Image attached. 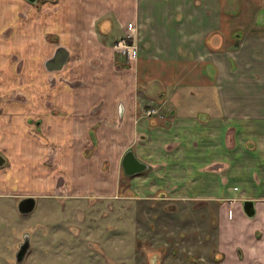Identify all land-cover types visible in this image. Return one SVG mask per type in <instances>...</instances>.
<instances>
[{
	"label": "crops",
	"instance_id": "1",
	"mask_svg": "<svg viewBox=\"0 0 264 264\" xmlns=\"http://www.w3.org/2000/svg\"><path fill=\"white\" fill-rule=\"evenodd\" d=\"M153 5L0 0V198L17 212L23 197L36 203L52 198L56 173L66 178L70 196L89 190L114 195L117 180L111 183L94 169L100 157H69L67 146L118 149L120 159L132 149L147 165L126 176L136 195L226 198L216 221L220 264H264V0ZM138 24L143 35L136 60L104 50L100 37L115 40ZM59 46L68 59L60 70L48 71L44 63ZM65 65H103L105 75H123L118 90H134L100 97L70 90L65 80L49 85L48 77ZM153 107L158 112L147 116ZM38 118L46 142L30 122ZM84 131L94 132L96 141H86ZM53 147L50 167L44 157ZM245 201L252 202V216Z\"/></svg>",
	"mask_w": 264,
	"mask_h": 264
},
{
	"label": "rangeland",
	"instance_id": "2",
	"mask_svg": "<svg viewBox=\"0 0 264 264\" xmlns=\"http://www.w3.org/2000/svg\"><path fill=\"white\" fill-rule=\"evenodd\" d=\"M149 1L154 5L156 3V0ZM136 28L139 39L143 35L142 28L139 24ZM106 36L108 35L100 37V40L106 47L104 50L109 52L119 36H116L115 40V37L110 39ZM91 61L96 62V57L91 58ZM105 71L103 65H65L61 71L53 72L48 81L49 85L55 86L61 80L63 82L65 80L70 90L76 92L82 90L83 94L91 92L100 97L113 95L116 91L122 93L134 90V85L126 89L119 86L118 90L116 85L121 82L123 75L112 73L105 75ZM98 76L101 82L96 85ZM108 78L112 79L111 82L103 81ZM137 89H141V86ZM152 110V114H156L159 108L156 110L153 107L150 111ZM31 121L37 126L36 131L40 133L38 135L41 136V140L48 141L39 127L41 119H30ZM88 136H91V139H88ZM84 137L86 141H96L94 132L89 135L84 131ZM55 148L57 149V146ZM55 148H51L48 151L49 155L44 157L45 165L52 167ZM66 152L69 157L72 155L75 157L78 153L84 161L95 155L96 158L99 156V163L94 165V169L111 183L116 179L117 192L110 195L89 190L83 195L73 197L68 195L64 188L66 178L56 173L54 174L56 194L54 193L52 198L42 199V202L41 199H37L35 209L28 216L10 210L9 206L3 204L5 199L0 198V264L222 262L224 254L219 250L216 221L218 205L226 198H141L128 187V179L121 166L120 150L108 147L100 150L96 145L89 143L84 144L79 150L69 144ZM57 163L59 167L60 161ZM257 169L256 167L255 170ZM70 177L68 176L69 179ZM247 184L249 188L254 185L251 182ZM131 191L135 195H128ZM28 238L32 242V248L22 261L17 262L16 253L19 246L28 243Z\"/></svg>",
	"mask_w": 264,
	"mask_h": 264
},
{
	"label": "water",
	"instance_id": "3",
	"mask_svg": "<svg viewBox=\"0 0 264 264\" xmlns=\"http://www.w3.org/2000/svg\"><path fill=\"white\" fill-rule=\"evenodd\" d=\"M30 1H34V0H30ZM67 59H68V50L63 46H59L55 49L52 57H50L45 61L44 65L48 71L60 70L63 67V65L66 63ZM121 166L124 174L131 176L141 173L143 170L146 169L147 165L141 162L140 160H138L134 152L131 149H129L124 153L121 159ZM35 204H36V200L34 197H23L19 200L17 204V209L21 214H28L34 210ZM244 209L247 215L249 216L253 215L254 212L252 210L251 201L244 202ZM28 244L29 243H25L19 246V250L16 253L17 262L23 260L28 249Z\"/></svg>",
	"mask_w": 264,
	"mask_h": 264
},
{
	"label": "built area",
	"instance_id": "4",
	"mask_svg": "<svg viewBox=\"0 0 264 264\" xmlns=\"http://www.w3.org/2000/svg\"><path fill=\"white\" fill-rule=\"evenodd\" d=\"M137 42L138 34L135 25L128 26L123 34L114 42L112 50L126 59L133 61L137 59ZM153 112L147 110L146 114L149 115Z\"/></svg>",
	"mask_w": 264,
	"mask_h": 264
},
{
	"label": "flooded vegetation",
	"instance_id": "5",
	"mask_svg": "<svg viewBox=\"0 0 264 264\" xmlns=\"http://www.w3.org/2000/svg\"><path fill=\"white\" fill-rule=\"evenodd\" d=\"M147 110H150V109H146V111L145 112H147ZM147 115V114H146ZM149 115H152V113L151 114H149ZM148 116V115H147ZM126 176H128V175H126ZM24 244V243H23ZM22 245V244H21ZM28 250V249H27ZM27 253V252H26ZM26 255V254H25Z\"/></svg>",
	"mask_w": 264,
	"mask_h": 264
}]
</instances>
